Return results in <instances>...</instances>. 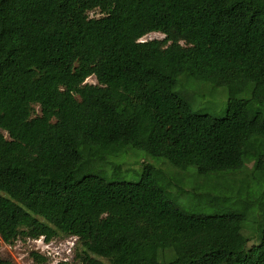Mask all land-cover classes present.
<instances>
[{
  "label": "trees",
  "instance_id": "16d2710c",
  "mask_svg": "<svg viewBox=\"0 0 264 264\" xmlns=\"http://www.w3.org/2000/svg\"><path fill=\"white\" fill-rule=\"evenodd\" d=\"M217 88L222 115L192 110ZM131 150L192 168L200 210L247 160L261 184L264 0H0V245L76 238L58 264H264V199L187 212L162 170L120 176Z\"/></svg>",
  "mask_w": 264,
  "mask_h": 264
},
{
  "label": "rangeland",
  "instance_id": "374dc122",
  "mask_svg": "<svg viewBox=\"0 0 264 264\" xmlns=\"http://www.w3.org/2000/svg\"><path fill=\"white\" fill-rule=\"evenodd\" d=\"M90 16L97 17L99 16V13L93 12L90 13ZM159 38H161L159 34H149L144 37V40ZM87 82L95 83L93 78H89ZM201 88L202 86L192 88L188 85V94H192L193 91L195 92L196 89ZM200 94L202 96L198 97L196 94L194 100L192 101L191 108L193 111L207 113L214 116L223 114L226 102V93L224 89H203L200 91ZM142 165H150L156 169L162 170L166 179L172 178L174 180H178L177 184L180 185L183 193L177 194L178 189L175 185H173L170 190L172 194L170 198L173 199L178 206L186 209L187 212H202L204 214L225 213L229 211L242 212V206H244L243 203L246 201L248 202L249 199H251V201H257L259 198L264 199V180L261 181L259 186L256 182V179H252L253 162L251 160H247L245 162V169L233 177V186H229V188L226 190L227 196H224V202L217 204L215 207H204L205 205H203L202 210L197 209V201L191 194V182L188 175L193 172L192 168L188 169L187 172L184 173L175 169L165 159L155 158L148 155L147 153L131 150L125 156L123 166L125 170L124 173L120 174V176L123 177L125 181L135 182L139 178L140 168ZM24 180L27 185L34 188L45 190H55L60 188L59 185L39 179L36 175ZM242 180L249 181V186L243 184V182H241ZM3 196L5 195L0 191V197ZM258 210V205H256V210L252 212V214L255 215L258 213ZM246 226L250 227L248 223H246ZM246 235L251 236V233H247ZM52 240H54V243L49 248V251L54 256V258H65L68 261H71L73 259V249L77 243L76 239L68 236L56 237ZM36 250L42 253L37 244H34L33 242L31 243V240H27L25 242L16 241L13 244L1 243L0 258L8 259L13 264H53L52 259L47 261V263H40L39 261L33 259L31 252H37Z\"/></svg>",
  "mask_w": 264,
  "mask_h": 264
},
{
  "label": "built area",
  "instance_id": "2783aa9c",
  "mask_svg": "<svg viewBox=\"0 0 264 264\" xmlns=\"http://www.w3.org/2000/svg\"><path fill=\"white\" fill-rule=\"evenodd\" d=\"M163 36H161L162 38ZM76 239V238H74ZM37 244V246L41 249L42 253L39 252L38 250H36L40 255L46 257L48 259V261H50L52 259L53 264H58L59 262L62 261H68L65 258H57L55 259L54 256L51 254V252L49 251V248L53 245L54 240H49L46 241L44 237H40L38 239L35 240H31V243ZM71 251V250H70Z\"/></svg>",
  "mask_w": 264,
  "mask_h": 264
}]
</instances>
